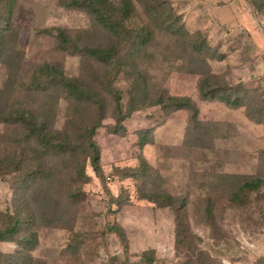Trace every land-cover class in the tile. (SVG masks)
<instances>
[{
	"label": "rangeland",
	"instance_id": "obj_1",
	"mask_svg": "<svg viewBox=\"0 0 264 264\" xmlns=\"http://www.w3.org/2000/svg\"><path fill=\"white\" fill-rule=\"evenodd\" d=\"M59 1L19 0L14 24L21 34L11 47L23 55V60H9L6 67H0V90L5 89L9 73L17 67H21L24 85L35 67L47 60L62 63L71 77L79 75L81 57L60 53L54 38L43 31L60 28L79 35L93 30L94 22L84 12L61 7ZM170 2L189 34H205L209 46L224 55L222 60L211 61L213 72L232 83L243 81L248 88H260L264 98V16L255 15L254 7L245 0ZM158 43L162 49L172 44L174 51L169 52V61L157 57L152 70L155 87L191 98L199 108L200 125L190 122L186 110L153 107L135 113L124 123L126 133L121 135L111 133L109 126L114 121L107 118L96 136L105 180L97 178L90 167V181L74 190L79 201H62L63 210L57 214L75 216L74 231L41 230L39 247L32 253L39 264H70L65 248L71 240L82 244L79 264H145L141 255L148 250L155 251L153 264H189L190 256L175 246L174 213L141 200L139 182L124 178L122 170L139 167L141 160L170 193L190 195L189 221L199 238L194 239L193 246L205 253L204 263L194 258L196 264H264V197L248 210H241L222 192L213 190L211 194L217 197L214 226L204 215L202 201L211 191L209 182H226L232 173L264 175V160L260 161L264 157V125L218 100L201 101L199 77L188 73L181 58L183 44L162 36ZM22 89L15 97L18 103L27 93ZM67 106L61 101L59 127L65 122ZM8 133V127H0L1 135ZM140 133L148 135L143 147L139 145ZM15 189L11 177L0 178L1 212L13 211ZM108 224L123 228L127 251L116 234L106 233ZM16 248V244L0 243L1 253H13Z\"/></svg>",
	"mask_w": 264,
	"mask_h": 264
},
{
	"label": "trees",
	"instance_id": "obj_2",
	"mask_svg": "<svg viewBox=\"0 0 264 264\" xmlns=\"http://www.w3.org/2000/svg\"><path fill=\"white\" fill-rule=\"evenodd\" d=\"M245 1L254 7L255 15L264 16V0ZM18 3L19 0H0V67H6L9 60H23V55L11 47L21 34L14 24ZM59 5L88 14L94 27L79 35L60 28L43 31L54 38L60 53L81 57L78 76H69L62 63L47 60L27 77L26 87L23 76L20 79L19 66L9 73L5 89L0 90V127L9 130V135L0 134V178L11 177L16 186L13 211H0V243L17 245L13 253L0 252V264H39L32 253L39 247L41 230L49 227L74 231L75 216L57 211L63 210L64 200L79 201L77 187L90 181V167L97 178L105 180L96 136L107 118L114 121L109 126L111 133L121 135L126 133L127 120L153 107L186 110L190 122L200 125L199 108L191 98L173 96L155 87L152 70L157 57L169 61V52L174 51L172 44L162 49L158 37L183 44L180 57L188 73L199 77L201 101L218 100L241 110L250 121L264 125L260 88L251 89L243 81L232 83L216 75L211 61L222 60L224 55L209 46L205 34L185 30L183 18L175 13L170 0H60ZM22 88L27 93L19 104L15 97ZM61 101L68 106L65 122L59 127ZM190 132L189 129V135ZM140 134L139 145L143 147L148 135ZM122 172L124 178L139 182L141 200L174 213L175 246L190 256L188 263H204V251L193 246L194 239L199 238L189 221L190 195L170 193L162 181L154 178L145 160L139 167ZM219 181L209 182L211 191L202 199L204 215L211 226L217 204L213 190L222 192L232 206L241 210H248L255 200L264 197V175L232 173L226 182ZM46 208L50 211L46 212ZM105 231L116 234L128 250L122 227L108 224ZM81 247V242L71 240L65 248L70 264L81 261ZM154 255V250H148L141 260L153 264Z\"/></svg>",
	"mask_w": 264,
	"mask_h": 264
},
{
	"label": "crops",
	"instance_id": "obj_3",
	"mask_svg": "<svg viewBox=\"0 0 264 264\" xmlns=\"http://www.w3.org/2000/svg\"><path fill=\"white\" fill-rule=\"evenodd\" d=\"M262 256V255H261Z\"/></svg>",
	"mask_w": 264,
	"mask_h": 264
}]
</instances>
